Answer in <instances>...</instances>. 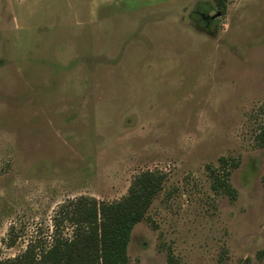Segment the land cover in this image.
<instances>
[{"label":"rangeland","instance_id":"obj_1","mask_svg":"<svg viewBox=\"0 0 264 264\" xmlns=\"http://www.w3.org/2000/svg\"><path fill=\"white\" fill-rule=\"evenodd\" d=\"M262 130L264 0H0V263L154 172L129 264H264Z\"/></svg>","mask_w":264,"mask_h":264},{"label":"trees","instance_id":"obj_2","mask_svg":"<svg viewBox=\"0 0 264 264\" xmlns=\"http://www.w3.org/2000/svg\"><path fill=\"white\" fill-rule=\"evenodd\" d=\"M219 9L224 12V5L220 3ZM258 139L264 147V130ZM221 163L228 166L225 159ZM237 165L229 164L233 168ZM228 176L226 172L224 178L215 179V190L236 197ZM164 181L160 174L144 172L135 177L128 194L119 201L99 202L81 197L63 204L54 218L51 243L45 247L30 244L24 254L0 264H129L133 229L146 218ZM66 222L72 228L70 237H65L61 229Z\"/></svg>","mask_w":264,"mask_h":264}]
</instances>
